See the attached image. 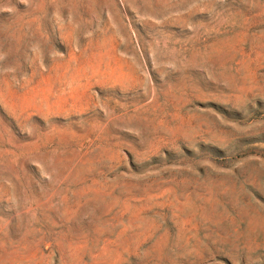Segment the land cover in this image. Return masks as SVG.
Segmentation results:
<instances>
[{
	"label": "rangeland",
	"instance_id": "374dc122",
	"mask_svg": "<svg viewBox=\"0 0 264 264\" xmlns=\"http://www.w3.org/2000/svg\"><path fill=\"white\" fill-rule=\"evenodd\" d=\"M0 264H264V0H0Z\"/></svg>",
	"mask_w": 264,
	"mask_h": 264
}]
</instances>
